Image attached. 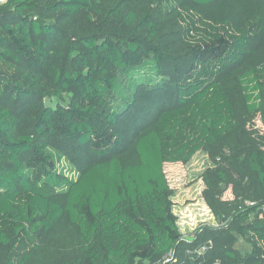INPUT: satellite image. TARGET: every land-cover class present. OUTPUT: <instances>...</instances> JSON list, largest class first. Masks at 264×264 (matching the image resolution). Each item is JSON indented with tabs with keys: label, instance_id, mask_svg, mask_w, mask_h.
I'll list each match as a JSON object with an SVG mask.
<instances>
[{
	"label": "trees",
	"instance_id": "16d2710c",
	"mask_svg": "<svg viewBox=\"0 0 264 264\" xmlns=\"http://www.w3.org/2000/svg\"><path fill=\"white\" fill-rule=\"evenodd\" d=\"M257 119L264 0L0 3V264H264ZM199 150L186 239L163 165Z\"/></svg>",
	"mask_w": 264,
	"mask_h": 264
},
{
	"label": "rangeland",
	"instance_id": "374dc122",
	"mask_svg": "<svg viewBox=\"0 0 264 264\" xmlns=\"http://www.w3.org/2000/svg\"><path fill=\"white\" fill-rule=\"evenodd\" d=\"M142 72L149 71L143 68ZM122 80L125 81L123 78ZM51 99L47 103L54 104ZM254 128L264 133V126L257 119ZM213 165L208 154L204 151H196L189 161L185 164L164 163L163 171L167 183L171 189L172 210L177 215V224L184 238L190 239L194 230L201 224L217 225L218 221L214 218L207 205L205 204L201 192L204 188L202 180L199 178L201 173ZM230 199L229 193L224 195ZM236 248L242 253L249 251V245L244 239L239 238Z\"/></svg>",
	"mask_w": 264,
	"mask_h": 264
},
{
	"label": "built area",
	"instance_id": "2783aa9c",
	"mask_svg": "<svg viewBox=\"0 0 264 264\" xmlns=\"http://www.w3.org/2000/svg\"><path fill=\"white\" fill-rule=\"evenodd\" d=\"M7 0H0V3H4V2H6ZM209 209V208H208ZM211 212V211H210ZM177 216V215H176ZM204 250V248H201L200 249V251H203ZM217 264V263H216Z\"/></svg>",
	"mask_w": 264,
	"mask_h": 264
}]
</instances>
